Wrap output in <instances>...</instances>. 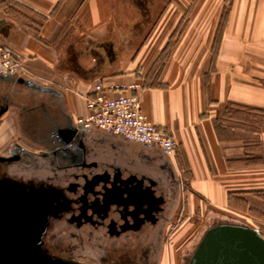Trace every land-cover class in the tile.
Listing matches in <instances>:
<instances>
[{
    "label": "crops",
    "instance_id": "1",
    "mask_svg": "<svg viewBox=\"0 0 264 264\" xmlns=\"http://www.w3.org/2000/svg\"><path fill=\"white\" fill-rule=\"evenodd\" d=\"M0 43L30 71L21 77L64 95L72 121L95 83L142 82L143 111L177 139L175 158L81 129L103 151L95 159L170 165L180 213L201 227H264V0H0Z\"/></svg>",
    "mask_w": 264,
    "mask_h": 264
},
{
    "label": "flooded vegetation",
    "instance_id": "2",
    "mask_svg": "<svg viewBox=\"0 0 264 264\" xmlns=\"http://www.w3.org/2000/svg\"><path fill=\"white\" fill-rule=\"evenodd\" d=\"M18 79L0 75V233L13 212L22 225L24 212L39 219L42 200L41 247L51 258L161 264L168 230L181 218V185L171 166L95 159L103 151L90 147L66 115L64 95ZM12 109L17 135L7 136Z\"/></svg>",
    "mask_w": 264,
    "mask_h": 264
},
{
    "label": "water",
    "instance_id": "3",
    "mask_svg": "<svg viewBox=\"0 0 264 264\" xmlns=\"http://www.w3.org/2000/svg\"><path fill=\"white\" fill-rule=\"evenodd\" d=\"M18 80L41 86L23 77ZM75 132L76 129L70 133ZM29 216L32 214L23 213V225L17 220L16 212L8 216L6 229L0 233V264H91L53 259L44 252L41 236L47 214L42 200L40 218ZM187 264H264V236L246 223L214 224L205 230Z\"/></svg>",
    "mask_w": 264,
    "mask_h": 264
},
{
    "label": "built area",
    "instance_id": "4",
    "mask_svg": "<svg viewBox=\"0 0 264 264\" xmlns=\"http://www.w3.org/2000/svg\"><path fill=\"white\" fill-rule=\"evenodd\" d=\"M13 47L0 43V75L21 77L29 74ZM142 82L105 85L95 83L92 94L86 97L87 112L74 119L83 130L98 128L146 145H158L171 159L176 156L178 141L160 129L143 111ZM260 232V227L253 226ZM261 233V232H260Z\"/></svg>",
    "mask_w": 264,
    "mask_h": 264
},
{
    "label": "rangeland",
    "instance_id": "5",
    "mask_svg": "<svg viewBox=\"0 0 264 264\" xmlns=\"http://www.w3.org/2000/svg\"><path fill=\"white\" fill-rule=\"evenodd\" d=\"M14 116L15 111L12 109L5 117V121L10 123L8 126L5 124L6 133L10 136L17 135L16 125L14 124ZM182 186L184 185H181V187ZM180 217V220L177 219L168 230L163 245L161 264H187L188 258L193 253L205 230L212 226V224L210 225L209 223L201 227V225L194 219L190 222L187 221L188 218H186L185 215H181ZM181 228H191V230L184 236H181V234H179ZM260 232L262 235L264 234V227L262 225L260 226Z\"/></svg>",
    "mask_w": 264,
    "mask_h": 264
}]
</instances>
